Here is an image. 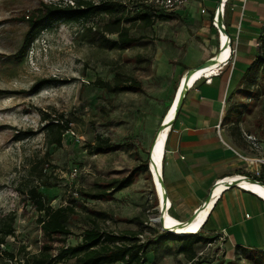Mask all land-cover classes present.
Here are the masks:
<instances>
[{
  "label": "rangeland",
  "instance_id": "374dc122",
  "mask_svg": "<svg viewBox=\"0 0 264 264\" xmlns=\"http://www.w3.org/2000/svg\"><path fill=\"white\" fill-rule=\"evenodd\" d=\"M76 1L0 0V90L8 92L0 94V219L15 218V235L6 239L1 251L17 256L8 264H21L27 254L39 250L40 242L49 243L26 195L41 175L54 184L39 189L47 202L54 208L74 210L68 221L71 235L51 242L52 253L64 244H80L84 232L95 226L120 235L144 234L151 243L147 264H264L262 254L227 262L220 248L208 241L196 246L193 262L180 255L182 242L168 240L161 226L152 221L159 216V205L149 165L148 171L134 175L132 184L122 191L104 199L92 197L148 160L180 78L188 65L197 64L203 42L195 37L193 24L177 11L159 18L150 28L141 21H125L130 35L138 39L125 49L111 45L117 40L115 34H105L109 43L100 42V37L90 43L93 34L86 38V29L102 28L109 20L102 15L58 23L38 36L21 62L14 59L28 29L22 21L25 15L43 2L66 6ZM92 1L122 3L130 19L144 12L163 16L146 7L145 0ZM117 74L137 79L143 90L113 94L94 85L98 79L112 83ZM51 79L57 81L37 94L30 93L37 82ZM257 84L240 106L247 112V125L256 128V138L264 143V70ZM46 116L69 126L62 147L49 143L52 134L44 130ZM98 138L108 140L114 150L96 154ZM74 168L79 175L72 179ZM72 191L79 196L73 197ZM5 263L0 255V264Z\"/></svg>",
  "mask_w": 264,
  "mask_h": 264
},
{
  "label": "crops",
  "instance_id": "0c3cea01",
  "mask_svg": "<svg viewBox=\"0 0 264 264\" xmlns=\"http://www.w3.org/2000/svg\"><path fill=\"white\" fill-rule=\"evenodd\" d=\"M219 1L190 0L178 11L203 42L197 64L188 65L181 78L218 52V34L211 22ZM225 22L230 36L238 35L235 66L223 68L220 75L200 77L188 90L168 140L164 187L168 214L180 223L191 220L218 180L237 175L253 179L264 168L257 162L264 157V143L256 138V128L247 125V112L240 106L254 90L253 86L249 90L247 71L258 52L256 43L264 41V0H228ZM247 135L256 138L258 147ZM255 194L236 183L224 190L198 233L219 247L227 262L237 259V254L241 260L264 254V201Z\"/></svg>",
  "mask_w": 264,
  "mask_h": 264
},
{
  "label": "trees",
  "instance_id": "16d2710c",
  "mask_svg": "<svg viewBox=\"0 0 264 264\" xmlns=\"http://www.w3.org/2000/svg\"><path fill=\"white\" fill-rule=\"evenodd\" d=\"M150 8L149 6H146ZM120 9L123 12L118 15ZM107 16L109 18L102 28L97 29L89 27L86 29V38L93 34L88 41L94 43L99 37L100 42L109 43L105 37V34L117 35V40L111 45L114 48L125 49L132 45H135L138 41L137 38L130 35V27L125 26V21H141L146 28L153 27L155 21L167 15H151L149 13L136 14V18H128V10L122 3H96L92 0H77L73 5L67 4L62 6L54 3H41V6L33 10L31 13L25 15L22 18L27 24V32L24 35L23 42L18 52L14 55V59L17 62H21L27 55L34 41L44 32L60 22H77L88 21L93 17ZM264 70V41H262L261 49L257 52L256 58L253 64L247 71V79L250 82V87L258 88V82L260 74ZM57 80H42L37 82L31 89V94L39 93L44 87L52 85ZM94 85L106 90L109 93L117 94L129 91H142V84L137 79H125L122 75L117 74L112 83L105 82L102 79H98L94 82ZM178 85V84H177ZM249 87V86H247ZM177 88V86H176ZM175 91V90H174ZM3 90H0V94H6ZM254 92H252L253 94ZM258 93V92H257ZM174 100V99H172ZM171 103H173L171 101ZM169 104V107H171ZM166 110V111H167ZM167 113V112H166ZM166 115V114H165ZM45 121L48 122L44 126V130L52 137L49 140L51 145L56 147H62L63 136L66 131L69 130L68 125H63L58 120H50L49 116H46ZM95 145V153L103 154L114 150V147L108 140L98 138ZM165 162V159H164ZM149 160L139 168H136L132 174L121 180H114L106 186L105 189L95 194V199L107 198L111 192H119L129 187L133 182V176L139 172L148 171ZM250 176V175H249ZM253 179L256 181L264 182V168L260 173V176L253 175ZM38 183L29 188L26 192L29 203L33 209L38 213L37 222L40 225L45 237L48 238L49 243L42 245L39 252L34 254H27L22 260L24 264H147V255L150 252V242H142L137 232H128L126 234H114L112 232H102L95 226L86 230L82 236V242L76 246H69L67 249L59 247L57 249V255L53 256V246L50 244L55 240H59L63 237L71 235V231L68 228V221L74 210L68 206L54 208L41 194L39 189L52 188L54 184L49 178H45L41 175ZM15 218L14 216H5L0 219V255L2 260L6 263H13L17 260L16 254L2 252L1 247L5 245L6 239L15 235L14 228ZM164 233V232H163ZM168 240L182 242V246L178 253L184 255L187 260L193 262L197 257L196 246L202 242H206L198 234L191 236H178L170 233H164ZM239 252V251H238ZM263 254V253H262ZM243 255V254H241ZM257 255V254H256ZM264 255V254H263ZM240 255L237 254V259L241 260ZM243 257V256H242ZM264 259V256L262 257ZM231 264V263H230ZM261 264V263H260Z\"/></svg>",
  "mask_w": 264,
  "mask_h": 264
},
{
  "label": "bare ground",
  "instance_id": "6f19581e",
  "mask_svg": "<svg viewBox=\"0 0 264 264\" xmlns=\"http://www.w3.org/2000/svg\"><path fill=\"white\" fill-rule=\"evenodd\" d=\"M225 38H226L225 34H223L222 35V41L223 42L225 41ZM225 49L226 48H224V50L220 54V56L217 57L216 63H214V65H212L208 68L198 69L197 71H195V73H194V75L190 81V85L188 87L189 89H191L194 86V84L199 80L200 77H203L204 75L211 76L214 73L218 72V66H220V63H222L227 58V56H229V50L228 49L225 50ZM186 74H187V72H186ZM186 74L181 78L179 87L181 85V81L183 84L185 77H186ZM177 90L175 92L174 99H175ZM175 107L176 106L169 108L166 115L164 116L163 121H165L167 123L170 121L171 122L176 121V116H175V113H176L175 110L176 109H175ZM170 124L171 123L166 125V129L161 132L160 136L157 139V145L155 147V152L153 155V158L157 164V167L151 166V171H150L152 174V177H153L154 186L157 190L156 191L157 195L160 198H163L164 190H163V187L160 183L159 176L163 172L164 159H165L166 152H167V144H168V140H169L170 135H171L172 130H173V126ZM161 126H162V123H161ZM160 127H159L158 131L160 130ZM158 131H157L155 137L157 136ZM155 137H154V139H155ZM154 139H153V141H154ZM234 182H237L236 184H238L239 188L244 189V190H249V191H252V192L257 193V194H261L264 197V185L255 184V183L251 182L250 180H248L246 177H240L239 175L228 177V179H225L224 181H220L219 184L213 189V197L211 199V202L208 204V206L203 208V210H201V212L200 211L198 212L199 214L194 221H190L188 223H186V222L180 223V222H178V220H176L175 218H173L171 216L172 214L171 215L165 214L164 221H165L166 228H170L171 231H174L176 233V235H178V236H191L192 234H198L200 229L202 228L204 222L206 221L208 214L210 213L211 209L213 208L215 201L219 198V196L222 194V192L224 190L231 188V184H233ZM169 205H170V203H169ZM180 224H183V225H180Z\"/></svg>",
  "mask_w": 264,
  "mask_h": 264
},
{
  "label": "built area",
  "instance_id": "2783aa9c",
  "mask_svg": "<svg viewBox=\"0 0 264 264\" xmlns=\"http://www.w3.org/2000/svg\"><path fill=\"white\" fill-rule=\"evenodd\" d=\"M189 2V0H145V4L147 6L150 7V9L155 13V14H158V12L160 13H163L164 15H167V14H170V13H175L179 10H181L183 7L186 6V4ZM227 2L228 0H223L222 2V5H221V8L218 9L216 8V10L214 11L213 13V16H212V27L217 31V34H218V40H219V49H218V52L215 56V58L219 57L220 54L223 52L224 48H226L225 50H229V56H227V58L222 62L220 63V66H218V72L217 73H214V75H220L223 71V68L227 67V66H230V67H234L235 66V63H236V58H237V48L234 46L235 42L238 41V35L235 37V38H232L230 36V34H226L224 33L222 30H221V27L223 29H225L226 31H228V28L226 26V22H225V19H226V6H227ZM202 13H205V10H202ZM225 34V41L223 42L222 41V35ZM262 36L264 37V24H263V34ZM261 46H262V41H258L256 43V48L258 49V51L261 49ZM206 76V75H204ZM246 138L251 141V143L253 144L254 147H258L257 145V140L254 136H251V135H247ZM258 163H264V160L263 159H258L257 160ZM260 171H256L255 172V175L256 176H260ZM71 177L72 179L78 177L79 175V170L77 168H74L72 171H71ZM248 180H250L251 182L255 183V184H262L264 185V183L262 181H256L254 179H250L248 177H246ZM225 179H228V178H224L222 180H218L214 186L218 185L220 181H224ZM215 186V187H216ZM214 187V188H215ZM157 191V190H156ZM246 191H249V190H246ZM252 192V191H251ZM254 193V192H252ZM72 195L73 197H78L79 196V193L78 191H72ZM257 197H259L261 200L264 201L263 198H261L259 195L255 194ZM158 196V195H157ZM167 202H168V198H167ZM158 205H159V197H158ZM159 211V214H160V211H161V208L160 206L158 207L157 209ZM170 210V205H169V202H168V206H167V214ZM157 218H154L152 219V221L156 224H158L159 226L160 223L159 222H156ZM160 229L163 231L162 227H160ZM165 233V232H164ZM175 235V234H174ZM141 241L142 242H145V235L143 234L142 236L140 235L139 236ZM70 245L69 244H64L63 246L61 247H64L65 249H67ZM42 247V243L40 242V246H39V250L37 252L40 251ZM35 252V253H37ZM31 254H34L33 252ZM53 256H56L57 255V250L54 251V253H52ZM21 264H24V260H21Z\"/></svg>",
  "mask_w": 264,
  "mask_h": 264
},
{
  "label": "water",
  "instance_id": "95a60500",
  "mask_svg": "<svg viewBox=\"0 0 264 264\" xmlns=\"http://www.w3.org/2000/svg\"><path fill=\"white\" fill-rule=\"evenodd\" d=\"M222 2H223V0H220V1H219V4H218V6H217L218 9L221 8ZM221 30H222L224 33H226V34H229L228 31H226V30L223 29L222 27H221ZM216 59H217V58L212 57V58H210L209 60L205 61L203 64L199 65L198 67L193 68V69H190V70L187 71V74H186L185 80H184L183 84H182V81H181V85H180V87H179L178 90H177V93H176L175 99H174L173 104H172V106H171V108H172L173 106H176V107H175V109H176V110H175V112H176V113H175L176 119H177V117H178V115H179V113H180V110H181V108H182V105H183V103H184V99H185L186 94H187V92H188V90H189L188 87H189V85H190V81H191V79H192V77H193L195 71H197L198 69L208 68V67L214 65V63H216ZM174 119H175V118H174ZM169 123H171L170 125H172V126H173V124H174V122H171V121L168 122V123L165 122V121L162 122V126L160 127V130L158 131L157 136L155 137L153 143H152L151 146H150V149H149V152H148V160H149L148 165H149V171H151V166H155V167H157V164H156V162H155V160H154V158H153V155H154V152H155V147H156V145H157V139H158V137L160 136L161 132L164 131V130L166 129V125L169 124ZM159 178H160V183H161V185H162V187H163V190H164V194H163V198H160V197H159V206H160V208H161V211H160V214H159V216L157 217V219H156L155 221L160 223V225H161V227H162V229H163V231H164L165 233H170V234H175V235H176V233H175L174 231H171L170 228H166V226H165V221H164V218H165V217H164V216H165V214H167V206H168V202H167V193H166V190H165V187H164L163 172L160 174ZM235 183H237V182H234L233 184H231V187L234 186ZM215 186H216V185H215ZM215 186H214V187H215ZM214 187H213V189H214ZM212 197H213V190H212V191L209 193V195L207 196L206 201L204 202V204H203V205L197 210V212L195 213V215H194V216L191 218V220H189L188 222H190V221H194V220L196 219V217H197L198 214H199L198 212H199V211L201 212V210H203V208H205L206 206H208V204L211 202ZM188 222H186V223H188ZM180 225H183V224H180ZM192 235H195V234H192Z\"/></svg>",
  "mask_w": 264,
  "mask_h": 264
}]
</instances>
